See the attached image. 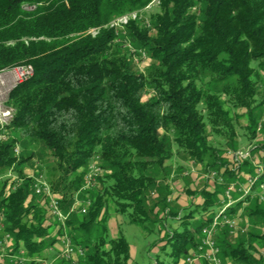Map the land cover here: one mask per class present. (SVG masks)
Instances as JSON below:
<instances>
[{
    "label": "trees",
    "instance_id": "obj_1",
    "mask_svg": "<svg viewBox=\"0 0 264 264\" xmlns=\"http://www.w3.org/2000/svg\"><path fill=\"white\" fill-rule=\"evenodd\" d=\"M152 1L0 0V70L32 68L8 95L14 114L0 133L12 130L18 138L0 140V174L33 158L15 155L19 140L42 144L58 174L51 175L50 190L67 216L51 233L44 203L33 200V178L17 169L18 181L9 179L0 189L3 231L11 237L5 264H40L53 237L64 232L83 255L76 262L59 257L54 264H137L120 231L107 235L109 202L144 235H157L149 247L159 244L168 260L156 256L149 264H179L200 244L228 184L256 175L250 158L236 167L225 157L239 150L235 127L242 119L244 136L255 141L251 156L264 168V124L257 136L253 114L257 69L264 72V0H157L149 28L132 20L125 24L131 43L153 61L141 73L131 67L130 55L112 49L118 38L109 25ZM91 29L96 34L87 33ZM212 135L223 139L219 148L210 144ZM173 146L223 182L212 190L208 184L197 191L185 188L187 206L168 201L171 186L162 171ZM96 160L106 172L98 178L99 189L82 193L89 199L84 214H68ZM151 169L162 172L160 184ZM263 181L264 173L256 187ZM157 186L161 192L148 205V193ZM253 190L255 195L240 199L233 192L225 212H241L253 227L232 239L223 226L214 237L225 264H264V199ZM197 198L200 202L193 201ZM19 253L26 261H12Z\"/></svg>",
    "mask_w": 264,
    "mask_h": 264
},
{
    "label": "rangeland",
    "instance_id": "obj_2",
    "mask_svg": "<svg viewBox=\"0 0 264 264\" xmlns=\"http://www.w3.org/2000/svg\"><path fill=\"white\" fill-rule=\"evenodd\" d=\"M157 7H158V3L157 0H153L149 5H147L145 8L140 9V10H136L133 12H128L125 13L117 18H115L114 20H112L110 22V24H113L115 21V25L112 26V28H114L116 34H117V40L115 41V44L112 45V49L114 51H116L117 53L120 54H127L130 55V60H131V67L133 68V70L137 71V72H141L144 73L145 72V68L148 67V65L152 64L153 61H151L148 57V54L146 51L138 49L137 46H134L133 43H131V39L130 37L127 35V31H126V27L125 24L127 23V21L132 20L135 21L137 25H139L140 28H149L150 26L148 25L149 22V17L151 14H154L155 12H157ZM124 20H126V23H119V22H124ZM110 27V26H109ZM96 34V33H95ZM116 49V50H115ZM258 75H259V82H258V95L255 98V109H254V116L257 118L258 120V127L256 130V135L259 136V134L261 133V125L264 124V72H262L260 69H257ZM12 108V107H11ZM242 119V118H241ZM239 119V121L241 120ZM240 124L237 125L236 128V135L238 137V144H239V150L235 151V152H230L227 151L225 153V157L230 160L231 158L234 161V155L235 153H239V152H244L245 150L249 151V156L246 157L245 159H241V158H237L235 160H238L239 162H236V167H238V165L241 164L242 161H245L247 159H251V163L253 164V166L256 168V175L254 177H248L245 179V182L249 179H254L256 178L257 182V177H259L262 173H264V168L261 166L260 163H257V159L253 158V156H251V151L253 149V145L255 144V141H248L247 138L244 136L245 131L243 130V125L245 124L243 119L239 122ZM1 136L3 137L0 140H4L7 137H17V133L15 131L12 130H2V133H0ZM209 142L213 147H217L219 148L220 145L223 143V139L218 137V136H210L209 138ZM28 142L27 140H19L16 145L15 148L17 150V155H22V154H32L33 158L30 159L26 164L22 165L21 167L17 168V169H21L22 173L25 174V176L27 177H31L33 178V191H35V186L37 187H43V184H46V186L49 188V181L50 179L53 177L58 176V174L55 172V170L53 169L54 167V160L51 159V157L48 156L45 148L43 147L42 144L36 143V144H29L27 145ZM173 157L171 158V160L166 164V168L163 169L162 172H164L165 175V180L164 183L168 184L171 186V196L168 198V201L173 200V199H177L178 203L182 206H187L188 205V196H186L184 189L188 188L191 191H197L200 190L201 188H203L205 185L208 184V188L210 190L213 189L214 185L220 184L223 182L221 176H218V178L221 179H217L214 178V180H209L206 179L207 182H204V178H206V172L203 170L202 166L195 164L189 157L188 155L181 151L180 149H178L177 147L173 146ZM239 157V156H238ZM244 158V157H243ZM98 163V161H94L91 165H92V169L93 172L90 173L89 175H91L92 177L95 178V182L92 183L91 186L97 187L99 189V186L97 185L98 183V178L103 176L106 172L104 171V168H99L96 165ZM99 165V164H98ZM94 166V167H93ZM14 166H12L9 169H5L1 174H0V189L3 185L4 182H7V184H9V179H13L15 181L17 179V172L16 170L13 168ZM54 171V172H53ZM99 172V173H96ZM159 170L156 169H151L148 171V173L153 177V179L159 183L161 181V173ZM86 173L88 174L87 170ZM96 173V174H95ZM95 174V176H94ZM52 175V176H51ZM208 177V176H207ZM252 179V180H253ZM241 183L238 181V183H230L228 184V188L230 185L236 184L237 187L234 188L233 191L230 192V195L233 192L238 193L239 199L243 198L247 195H255L252 193V189H250L248 192L242 193V192H238V186L244 185V183ZM264 182V181H263ZM160 184V183H159ZM158 184V185H159ZM257 184H254V188L255 190H253L255 193L260 194V198H262L261 200L264 199V190H262L260 188V184L258 185V188L256 187ZM8 186V185H7ZM237 188V189H236ZM7 187L4 188V191H6ZM50 190V188H49ZM81 191H77L73 194V201L72 204L68 210V214H73V213H77V214H81L79 213V209L81 210L82 208L86 209V203L89 201V199H87L86 201H84V196H82V193L85 190H91V188H86V184L84 185V187H81ZM224 190V189H223ZM158 192H161V190L159 189V187L157 186V188H152L150 190V192L148 193L147 196V202L148 205H151L157 198V194ZM34 202L42 200V203H44L45 205V209L47 210L45 219L47 220L48 223L52 224L53 229H51V233L52 231H54L55 228H57L60 225L64 224L62 221L64 218L67 219L66 214H64L62 212V210L60 209L61 205H60V201L57 200V198L54 196V194L51 192L50 190V194L49 196L46 195V193L44 195H42L43 193H39L36 194L34 193ZM224 197V195H223ZM221 198L222 202H227L229 201V199H227L226 197ZM89 198V197H88ZM51 200H55L58 203V207L60 212L63 214V216L59 217L54 215L52 212H50V201ZM194 202H200V199L197 198L195 200H193ZM220 201V202H221ZM232 203L233 200L231 199ZM181 213V212H180ZM182 214V213H181ZM197 217V214L195 215ZM227 219H229L230 221L235 222V228L234 229H227L230 233V236L232 239L236 238V236L238 234L243 235L248 229H250L251 227H253V225L251 224V222L249 221V219H247L246 217H244L241 212H238L237 214L234 215H226ZM60 219H59V218ZM195 217V218H196ZM2 226L0 227V241L3 243V247H0V262H2L3 264H5V262L9 259L4 258L5 255V247L10 245V238L8 239L5 238L6 235L10 236L8 233H6L4 230L5 224H4V220L2 222ZM178 225V222H174L172 223L171 226L175 227ZM104 226H106L108 228V237H112L116 234L117 231H120L126 241L128 242L129 246H130V255H131V262H135L137 264H149V263H153L156 258V256L159 257L160 260H168L167 256L165 254H163L162 251H160V245L156 244L153 248H150V244L155 243V241L157 240V235L156 234H152L150 236H146L142 233V231L140 230V228L136 225L130 224L127 220V216L124 214H120L118 212L115 211V205H113V203L109 202L107 205V210H106V221L104 223ZM222 226H218L216 228L215 234L213 236V240L214 237L217 233L218 230H220L219 228ZM255 230H260L261 228L259 227H254ZM202 234V233H201ZM57 237V238H56ZM94 237V234L92 233V236ZM54 242L52 245H50L51 247L48 249L47 251V259L42 261L40 264H54V261L57 260L59 257H62V252L64 250V243L69 242L70 246H73L74 248L76 246H74L71 236L67 233L64 232L61 237L58 238V236H54ZM92 239V238H91ZM202 239V237H201ZM201 242V241H200ZM215 242V240H214ZM216 244V242H215ZM200 245V244H199ZM198 245V246H199ZM150 246V247H149ZM57 248V251L55 249ZM80 248V247H78ZM150 249V251H148ZM220 251V250H219ZM148 252V253H147ZM20 256L18 255H14L12 257V261L15 260H19L21 262L26 261V259H24V257L22 256V253H19ZM69 259H71L69 262H76L78 257L71 256ZM183 259V258H182ZM181 259V261H182ZM219 259L221 260L222 264L223 260L220 257L219 254ZM68 260V259H67ZM201 259L198 260L197 264H200L202 262ZM181 261L179 264H181Z\"/></svg>",
    "mask_w": 264,
    "mask_h": 264
},
{
    "label": "built area",
    "instance_id": "obj_3",
    "mask_svg": "<svg viewBox=\"0 0 264 264\" xmlns=\"http://www.w3.org/2000/svg\"><path fill=\"white\" fill-rule=\"evenodd\" d=\"M29 69H32L31 66H29V68H17V69H13V70H8V72L0 73V130L5 125H8L10 123V121L13 118V114H14L13 108H11L7 104L8 95L13 88H15L18 84H20L24 81V74ZM2 138L3 137L0 134V139H2ZM14 153H15V155H17V153H18L16 148L14 149ZM233 155H234V161L239 162L238 160H235V159H237V158L245 159L246 157L249 156V151L245 150L244 152H239V153L237 152ZM87 172H88V174L85 175V184H86V188H91V187H93V186H91L92 183L95 182V178L92 177L91 175H89L90 173L93 172L92 165L89 166V169ZM99 172H100V169H99ZM99 172H96V173H99ZM95 174H94V176H95ZM214 178L220 179V178H218L217 173H215L213 171L206 173V179L213 181ZM220 181H221V179H220ZM245 183H248V180ZM245 183H244V185H245ZM244 185L238 186V189L236 188L237 191L245 193L244 192ZM235 187H237L236 184L230 185L229 188L226 187V189L224 191V197L229 199L230 198V196H229L230 192L233 191ZM49 188L46 186V184H43V187L35 186L34 193L39 194L42 192L43 193L42 195H44L46 193V195L49 196V194H50ZM260 188L262 190H264V184L260 185ZM46 195H44L42 197L45 198ZM229 201H231V199H229ZM223 203H225V202L221 201V205H223ZM57 205H58V203L55 200H51L50 201V208H51L50 212H52L56 216L61 217V216H63V214L60 212L59 207ZM88 205H89V201L86 203V206H88ZM85 211H86L85 208H82L80 210L81 214H84ZM64 220H65V218L60 222H63ZM2 225H3L2 224V216H0V227H3ZM218 226H222V227L227 226L228 229H234L235 228V222L230 221L229 219H227V217H225V219L222 220L221 222H211L209 224V226L207 228H205V230H202V232H201L202 233V239H201L200 245L197 246V248L194 251H191L187 256H185L182 259L181 264H197L199 259L207 262V264H222L221 260L219 259V254H220L219 248L216 246V244L213 240V236H214L216 228ZM9 237L10 236L6 235L5 238L8 239ZM0 247H3V243L1 241H0ZM61 255L63 258L71 260V259H69L71 256H74V258L82 256L83 250L81 248H78V247L74 248L73 246H70L69 242H67V240H66V242L64 243V250H63Z\"/></svg>",
    "mask_w": 264,
    "mask_h": 264
},
{
    "label": "bare ground",
    "instance_id": "obj_4",
    "mask_svg": "<svg viewBox=\"0 0 264 264\" xmlns=\"http://www.w3.org/2000/svg\"><path fill=\"white\" fill-rule=\"evenodd\" d=\"M115 22L113 24H110L109 26L110 27L114 26L115 25ZM120 23H126V20H124V22H120ZM87 33H89L91 35H94L96 33V31H94V30L91 29ZM17 68H29V65L14 66V67L6 68V69H3V70H0V73L8 72V70H13V69H17ZM31 75H32V69H29L24 74V80L27 79L28 77H30ZM252 179H249L248 180V183H245V185H244V192H248L250 189H252V187L256 183L255 182L256 181V178H254L253 180ZM262 184H264V182L260 183V185H262ZM231 204H232V201H227V202L223 203V205H221L219 211L215 214V216L213 217V219H212L211 222H221L222 220H224L225 217H227L226 214H225L226 209ZM208 226L204 227L202 230H205V228H207Z\"/></svg>",
    "mask_w": 264,
    "mask_h": 264
},
{
    "label": "crops",
    "instance_id": "obj_5",
    "mask_svg": "<svg viewBox=\"0 0 264 264\" xmlns=\"http://www.w3.org/2000/svg\"><path fill=\"white\" fill-rule=\"evenodd\" d=\"M55 249V248H54ZM57 251V248L55 249Z\"/></svg>",
    "mask_w": 264,
    "mask_h": 264
}]
</instances>
